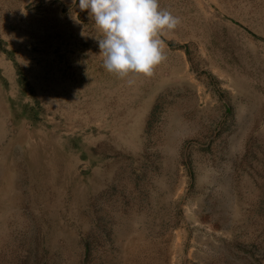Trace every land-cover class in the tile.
Here are the masks:
<instances>
[{
	"label": "rangeland",
	"instance_id": "374dc122",
	"mask_svg": "<svg viewBox=\"0 0 264 264\" xmlns=\"http://www.w3.org/2000/svg\"><path fill=\"white\" fill-rule=\"evenodd\" d=\"M158 3L119 78L79 0H0V264H264V0Z\"/></svg>",
	"mask_w": 264,
	"mask_h": 264
},
{
	"label": "clouds",
	"instance_id": "9594fccd",
	"mask_svg": "<svg viewBox=\"0 0 264 264\" xmlns=\"http://www.w3.org/2000/svg\"><path fill=\"white\" fill-rule=\"evenodd\" d=\"M79 9L87 10L103 33L97 39L99 53L105 69L119 78L151 76L164 58L158 37L179 23L158 0H79Z\"/></svg>",
	"mask_w": 264,
	"mask_h": 264
}]
</instances>
